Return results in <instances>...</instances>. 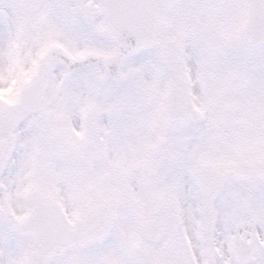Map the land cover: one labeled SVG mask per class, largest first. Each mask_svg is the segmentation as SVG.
<instances>
[{"label": "snow or ice", "instance_id": "snow-or-ice-1", "mask_svg": "<svg viewBox=\"0 0 264 264\" xmlns=\"http://www.w3.org/2000/svg\"><path fill=\"white\" fill-rule=\"evenodd\" d=\"M0 264H264V0H0Z\"/></svg>", "mask_w": 264, "mask_h": 264}]
</instances>
